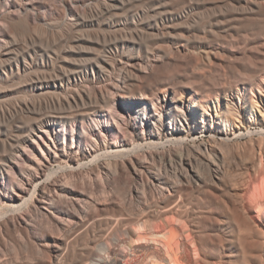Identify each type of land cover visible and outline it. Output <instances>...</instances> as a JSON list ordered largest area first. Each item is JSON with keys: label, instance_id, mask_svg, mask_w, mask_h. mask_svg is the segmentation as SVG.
Listing matches in <instances>:
<instances>
[{"label": "bare ground", "instance_id": "obj_1", "mask_svg": "<svg viewBox=\"0 0 264 264\" xmlns=\"http://www.w3.org/2000/svg\"><path fill=\"white\" fill-rule=\"evenodd\" d=\"M261 17L264 0H0V264H264V77L193 69Z\"/></svg>", "mask_w": 264, "mask_h": 264}, {"label": "rangeland", "instance_id": "obj_2", "mask_svg": "<svg viewBox=\"0 0 264 264\" xmlns=\"http://www.w3.org/2000/svg\"><path fill=\"white\" fill-rule=\"evenodd\" d=\"M244 22H243V24L242 23L236 24L237 26L239 25L240 28H242V29H241L240 35H235L234 36L235 38H232V37L230 38L229 35L222 32L224 35L223 36L224 38H222V39H220V38L210 39V42L208 43V45L211 43L210 46H212L214 48V50L217 51L216 52L217 57L214 58V60H216V63H213V65L205 64V63H209V61H207L203 58H198V59L193 61V69L200 72L201 74H203L206 78L209 79V81H211V82H218V81L223 82L225 86H229L231 83L237 82V83H240V85L243 87L245 84L250 85V84H254V83H259L260 82L259 80H263V77H264V45L262 47V44L264 43V39H263L264 35L257 33L256 28H258L260 26L261 27L264 26V17L263 18L261 17V19L256 18V19L247 20ZM252 31H253V33H252ZM243 35H245V36H243ZM225 37H228V39ZM234 39H236V40H234ZM247 43H249V44H247ZM223 44H225V45L223 46ZM253 44H254V46H253ZM239 46H241V47H239ZM215 47H217V48H215ZM258 48L262 49V50L258 51L259 50ZM219 49H221V50L223 49L222 50L223 52ZM228 49H233V52H234L232 59H233V61H236V62H233L232 66H230L231 64L227 59L228 57L226 58V55L228 56V53H227ZM256 49H257V51H256ZM218 51H220V52L218 53ZM218 55H219V57H218ZM236 55L237 56L240 55V57H238V59H234L235 57H237ZM205 61H207V62H205ZM217 62H219V64H217ZM228 63H229V65H228ZM256 66H258V68ZM202 71H203V73H202ZM170 72H172V73H170ZM176 73H177V71L175 68H170L167 70V74H169L168 76H174ZM256 73H258V74L260 73V75L258 76L260 78L255 77ZM208 74L211 76H207ZM193 81L194 80L188 81L189 83H187V85L194 87L195 82H193ZM249 96H252V94L250 93ZM252 129H255V128L253 127ZM243 139H245V138H243ZM184 237L186 240L185 234H184ZM186 242H187V240H186ZM187 243L189 244V242H187ZM190 248L192 249L193 247L190 246ZM190 256H191V253H190ZM194 256L195 255H194L193 249H192V257H194ZM129 259L130 258H126V259L122 260L120 263H122V262H123L122 264L131 263L132 261H131V259L130 260ZM125 260H127V262Z\"/></svg>", "mask_w": 264, "mask_h": 264}]
</instances>
